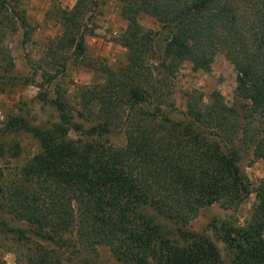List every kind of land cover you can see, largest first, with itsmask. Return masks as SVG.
Listing matches in <instances>:
<instances>
[{"label":"trees","instance_id":"1","mask_svg":"<svg viewBox=\"0 0 264 264\" xmlns=\"http://www.w3.org/2000/svg\"><path fill=\"white\" fill-rule=\"evenodd\" d=\"M113 1L126 20L116 39L126 63L115 70L99 63L102 82L80 91L85 114L79 118L89 126L84 140L67 138L72 116L59 94L51 100L60 123L33 132L41 151L20 168L18 183H0V214L7 217L0 218V233L13 242L30 233L31 241L22 242L45 240L57 248L104 247L120 264H264V175L253 189L257 204L244 226L210 225L227 250L225 260L207 237L182 233L179 244L153 220L160 216L183 225L201 208L234 209L247 195L237 167L240 147L258 144L264 158V142L248 135V120L264 124V0ZM97 2L74 0L69 11L56 10L62 30L47 53L51 61L62 51H84L85 22ZM7 5L0 0V42L10 25ZM141 16L159 30H144ZM217 53L236 71V94L248 102L242 114L217 94L203 104L189 92L182 119H170L166 89L178 66L188 62L207 71ZM116 128L124 138L118 148L106 138ZM10 220L30 229L12 228ZM35 251L30 264H61L57 252Z\"/></svg>","mask_w":264,"mask_h":264},{"label":"rangeland","instance_id":"2","mask_svg":"<svg viewBox=\"0 0 264 264\" xmlns=\"http://www.w3.org/2000/svg\"><path fill=\"white\" fill-rule=\"evenodd\" d=\"M7 3L12 8L11 13L8 12L10 25L3 29L4 37L0 42V50L8 56L0 59V183L3 184L18 183L20 168L41 151L37 139L33 137L35 131L51 130L60 123L59 113L50 103L56 95L59 94L72 116L71 125L67 126V138L84 140L83 132L89 126L79 118L80 113L85 114L79 105L80 91L102 82L99 63L114 70L126 63V51L116 42L126 26V20L120 16L119 6L113 0H98L89 21L85 22L84 51L79 54H73L71 50L62 51L55 61L47 55L62 30L55 12L69 11L74 0H7ZM139 23L146 31L156 33L159 30L156 22L148 16H141ZM154 44L160 45V40ZM67 56L69 58L62 61L61 58ZM61 63L62 68L58 65ZM235 89L236 71L224 54L213 55L207 71L194 70L188 62H184L178 66L166 89L172 110H164L170 119L181 120L185 96L194 92L203 104L209 102L212 94H217L225 106L233 107L242 114L248 102L239 98ZM12 120H16L18 126L10 127ZM248 123L252 126L248 135L264 142V124L257 120H248ZM106 138L108 144L115 148L124 143L120 128L109 132ZM257 146L248 143L244 150L243 146L240 147L237 167L244 177L248 193L238 207L224 209L219 204H212L199 209L183 225L154 216V223L161 234L179 244L183 242L182 233L207 237L221 259H227V250L213 237L210 225L226 222L244 226L249 220L257 204L253 189L264 175V158L256 150ZM0 218L7 219L1 214ZM8 224L12 228L30 229L22 222L10 220ZM30 235L27 233L18 239L20 241L13 242L11 237L0 233V264H30L29 259L36 254L35 249L50 256H55L57 252L61 264H120L104 247L84 251L75 244L57 248L45 240L33 244L22 242L30 239ZM262 237L264 239V229Z\"/></svg>","mask_w":264,"mask_h":264}]
</instances>
